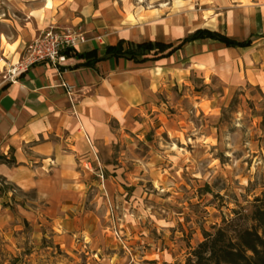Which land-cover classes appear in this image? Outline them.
I'll use <instances>...</instances> for the list:
<instances>
[{
	"label": "rangeland",
	"instance_id": "obj_1",
	"mask_svg": "<svg viewBox=\"0 0 264 264\" xmlns=\"http://www.w3.org/2000/svg\"><path fill=\"white\" fill-rule=\"evenodd\" d=\"M105 1L165 41L204 27L237 39L264 33V6L245 27L228 22L223 0ZM215 14L217 24H207ZM152 66L164 84L154 109L124 127L136 156L153 160L151 169L126 166L111 204L87 202L100 221L89 235L59 233L48 218L27 223L16 200L30 206L34 196L0 178V210H8L0 220V264H184L205 231L231 220L252 225L246 216L257 198L264 208V39L244 50L188 45L144 67ZM7 75L0 72V81Z\"/></svg>",
	"mask_w": 264,
	"mask_h": 264
},
{
	"label": "crops",
	"instance_id": "obj_2",
	"mask_svg": "<svg viewBox=\"0 0 264 264\" xmlns=\"http://www.w3.org/2000/svg\"><path fill=\"white\" fill-rule=\"evenodd\" d=\"M223 2L228 22L245 27H250L251 16L258 18L264 6L258 2L249 6L240 0ZM217 14L207 24L216 25ZM50 27L83 31L87 41L76 50L96 51L98 57L121 40L177 44L199 30L165 41L148 37L150 27L121 18L115 3L105 0H0V72L18 63L27 46ZM230 38L252 39V47L264 39V33L254 30L247 38ZM204 42L220 44L209 40L186 46ZM80 63L68 58L62 70L41 63L22 73L15 83L0 81V178L24 195L34 196L30 206L16 200L17 213L27 223L48 218L59 233L89 235V228L95 233L100 221L97 210L88 208L87 202L111 204L117 175L126 166L151 169L154 164L150 156H136L125 139L129 134L124 127L151 111L152 99L164 84L156 72L160 67H144L150 62L110 59L93 68L72 69ZM63 83L74 87L73 95ZM7 211L0 210V220Z\"/></svg>",
	"mask_w": 264,
	"mask_h": 264
},
{
	"label": "trees",
	"instance_id": "obj_3",
	"mask_svg": "<svg viewBox=\"0 0 264 264\" xmlns=\"http://www.w3.org/2000/svg\"><path fill=\"white\" fill-rule=\"evenodd\" d=\"M209 40L238 49L249 48L253 43L252 39L237 41L218 31L199 29L177 44L121 40L114 46H108L103 57H98L96 51L78 53L76 49H69L65 54L68 58L82 61L72 69L93 68L97 63L110 59L145 64L170 58L187 44ZM260 201L259 198L255 200L251 215L246 216L251 217V226H236V222L231 220L214 227L213 232L205 231L204 241L191 251L184 264H264V208L257 204Z\"/></svg>",
	"mask_w": 264,
	"mask_h": 264
},
{
	"label": "built area",
	"instance_id": "obj_4",
	"mask_svg": "<svg viewBox=\"0 0 264 264\" xmlns=\"http://www.w3.org/2000/svg\"><path fill=\"white\" fill-rule=\"evenodd\" d=\"M87 41L82 31L61 30L50 27L27 46L22 59L12 65L8 75L4 77L5 82L15 83L18 77L28 71L31 67L41 63H49L55 68L66 67L68 57L65 52L69 49H77ZM68 94L73 95L74 87L63 83Z\"/></svg>",
	"mask_w": 264,
	"mask_h": 264
}]
</instances>
